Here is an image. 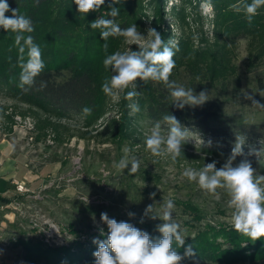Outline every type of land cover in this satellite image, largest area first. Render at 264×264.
Returning <instances> with one entry per match:
<instances>
[{
    "label": "rangeland",
    "instance_id": "374dc122",
    "mask_svg": "<svg viewBox=\"0 0 264 264\" xmlns=\"http://www.w3.org/2000/svg\"><path fill=\"white\" fill-rule=\"evenodd\" d=\"M173 5L178 10H173ZM134 9L136 18L129 26L136 24L146 36L147 30L156 25L152 22V2L141 0ZM164 11L158 24L162 29L166 26L171 29L176 47L170 80L185 88H191L193 81L198 82L202 90L194 92L208 93L209 100L203 105H185L182 110L207 106L217 109L222 105L210 118L211 124L264 122V107L253 105L245 98V94L251 95L264 106V19L253 22L249 34L241 32L240 26L228 27L218 21L216 7L206 0L197 4L165 0ZM119 41L117 51L123 52L129 47L133 51L139 49L138 45L126 44L124 37L120 36ZM111 75L110 67L105 68L96 80L97 107L107 109L96 124L97 131L84 127L82 116L74 114L60 120L56 129H42L31 115L18 114L19 109L0 93V103L8 101L7 112L13 115L11 130H8L10 120L0 118V142L4 139L9 143L10 155L15 158L13 167L22 173L19 177L0 176V195L10 199L8 203H0V264H45L40 257L34 262L26 259L23 246L12 244L19 237L61 246L75 239L72 230L75 228L80 240L100 239V229L104 230L106 225L100 219L103 212L131 224L136 219L162 224V220L150 219L144 212L148 205H153V211L158 213L160 203L167 199L174 201L172 217L180 225L184 238L192 237L207 222L232 226L226 192L217 189L216 194H210L198 183L183 177L182 172L189 167L198 170L214 161L205 151H218L228 158L233 147L216 143L207 132L190 124L183 126L189 135L175 161L171 157L152 155L146 148V136L157 122L161 123L164 135L169 126L130 109L133 126L127 124L125 131L119 133L115 127L124 94L113 98L101 87ZM235 81L238 89L234 87ZM127 100L130 104L136 102L134 97ZM125 148L140 161L139 170L134 174L130 173V165L123 171L114 167L124 156ZM243 151L244 155L237 156L234 164L248 159L264 175V151L261 150L260 156L249 155V149ZM223 164L217 162L216 167L219 169ZM18 183L25 189L18 190ZM128 212L135 216L129 217ZM101 239H106V235ZM184 264L222 263L194 259ZM230 264H264V259Z\"/></svg>",
    "mask_w": 264,
    "mask_h": 264
},
{
    "label": "trees",
    "instance_id": "16d2710c",
    "mask_svg": "<svg viewBox=\"0 0 264 264\" xmlns=\"http://www.w3.org/2000/svg\"><path fill=\"white\" fill-rule=\"evenodd\" d=\"M186 1L197 4L201 0ZM206 1L216 7L218 21L226 23L228 27L240 26L241 32L246 31L251 34L248 29L253 22L264 19V6L258 9L252 22L249 23L243 11L237 12L230 7L238 0ZM7 2L10 9H19L21 14L31 18L34 31L25 35H31L34 43L40 46L45 67L36 78L35 87L27 91L21 89L19 87L21 61L18 46L15 44V34L0 28V93L15 109H19H17L18 114L31 115L42 129L46 127L56 129L60 120L70 118L74 114L82 116L84 127H93L92 130L97 131L96 124L106 114L107 109L97 107L96 80L105 71L104 59L120 49L121 41H119L120 36H110L106 41L101 39V29H93L90 25L101 16L110 18L107 12L110 11L111 0H105L98 11H90L86 15L78 12L73 0H7ZM140 2L141 0H120L119 4L113 5L119 8V15L114 19L122 29L127 28L131 20L136 18L134 7ZM151 2L154 15L152 22L156 24L155 29L162 34L166 42L169 39L173 41L171 29L168 26L162 29L158 24L165 12V0H151ZM247 2L251 3V0ZM172 9L178 10V7L173 5ZM5 15L10 17L12 12L9 11ZM105 43L108 44L107 51L103 47ZM175 49L176 47L173 50ZM24 55L26 60V52ZM42 80L47 82V87L38 90ZM137 81L135 91L139 95L134 98L135 103L139 105L140 116L152 121H163L162 117L169 113L174 115L182 126L193 124L207 132L216 143L234 147L236 136L244 135L246 137L244 150L258 147L264 151V122L241 121L227 125H214L210 123V118L222 109V105H219L217 109L207 106L184 112L173 103L170 90L162 82L142 81L139 78ZM235 83L234 87L238 89V81ZM200 87L198 82H192L191 88L194 90H202ZM120 100V118L115 128L122 133L127 124L133 126L134 117L130 113V103L125 98V94ZM7 102L0 103V118L10 120L8 130H11L13 115L7 112L9 107ZM86 106L92 109L90 115L82 112ZM205 152L211 160L217 162L225 163L227 159L218 151ZM9 201L7 197L0 196V203ZM141 221L142 219H136L133 225L144 228L153 240L160 237L156 224ZM104 228L107 234V225ZM72 230L76 236L67 245L48 246L39 240L20 237L12 244L23 246L24 256L29 262H34L40 257L45 264H94L93 253L97 250V245L89 238L80 240V233L75 228ZM99 236L100 239L104 237L101 234ZM184 239L183 247H179L174 242L173 249L184 256L185 249L188 245H192L195 255L184 257L181 264L189 263L194 259H207L222 264L264 259V238L252 240L236 232L233 226L222 223L214 225L207 222L192 237Z\"/></svg>",
    "mask_w": 264,
    "mask_h": 264
},
{
    "label": "clouds",
    "instance_id": "9594fccd",
    "mask_svg": "<svg viewBox=\"0 0 264 264\" xmlns=\"http://www.w3.org/2000/svg\"><path fill=\"white\" fill-rule=\"evenodd\" d=\"M73 2L78 12L86 15L90 11H98L105 0ZM119 3L120 0H111L110 11L107 12L110 18L101 16L92 22L90 27L100 28V37L105 41L110 36H121L129 46L138 45L139 50L133 51L129 47L126 51H116L106 56L103 64L105 68L110 67L113 75L104 80L102 91L113 98L125 94L126 99H132L139 95L135 91V81L139 78L142 81L162 82L170 90L173 103L178 108L182 109L185 105L201 106L207 102L209 99L206 91L196 94L193 88H185L170 80L175 67L173 59L175 46L170 39L166 42L155 28H149L145 36L138 30L136 24L122 29L115 22L114 18L119 15V8L113 5ZM261 6H264V0H251V3L247 0H238L230 7L237 12L243 11L251 23ZM9 11L12 12L10 17L5 15ZM0 28L15 34V44L18 46L21 61L19 87L25 91L30 90L36 86V78L45 67L40 46L34 43L31 35H25L34 31L33 22L28 16L21 14L19 9H10L7 0H0ZM103 47L107 51L108 44L105 43ZM46 87L47 82L42 80L38 90ZM129 88L133 90L126 91ZM245 98L251 100L253 105L264 107L251 95L245 94ZM129 108L133 113L140 111L137 103L130 104ZM82 112L90 115L92 109L86 106ZM162 119L169 126L167 135L162 133L161 123L157 122L146 136V148L154 156L171 157L175 161L182 152V145L187 141L189 130L172 114H165ZM211 143L209 140L208 145L211 146ZM245 144L246 137L237 135L231 154L219 169L216 167L217 161H212L198 170L186 168L182 176L198 183L202 190L210 194H216L217 189H223L229 197L227 207L231 210L233 229L252 240H258L264 238V175L259 174L248 159L234 164L237 156L244 155ZM129 152L130 150L125 148L124 156L114 163V167L123 171L130 165V173L134 174L139 170L140 161L135 156H130ZM260 152L261 150L250 147L248 154L260 156ZM151 195L154 197L155 193ZM153 208V205H148L144 215L153 220L158 218L163 221L156 226L161 235L155 240L147 231L127 221L117 222L106 212L101 213V222L107 225L108 233L105 234L101 228L100 234L106 235V239H93V243L97 245V250L93 253L94 264H181L184 257L194 256L192 245L185 249L184 256L173 249L174 242L179 247H183L185 243L180 225L172 217L174 201L163 200L158 213H155ZM128 216L134 217L135 213L128 212Z\"/></svg>",
    "mask_w": 264,
    "mask_h": 264
},
{
    "label": "crops",
    "instance_id": "0c3cea01",
    "mask_svg": "<svg viewBox=\"0 0 264 264\" xmlns=\"http://www.w3.org/2000/svg\"><path fill=\"white\" fill-rule=\"evenodd\" d=\"M10 152H11V147L9 143L5 141L4 139L3 140L1 139V142H0V176L4 177L8 175L10 176L16 175L17 177H19L20 174L22 173L20 170L17 171V168L15 169L13 167L15 158L10 155ZM22 176L23 175H21V177Z\"/></svg>",
    "mask_w": 264,
    "mask_h": 264
},
{
    "label": "built area",
    "instance_id": "2783aa9c",
    "mask_svg": "<svg viewBox=\"0 0 264 264\" xmlns=\"http://www.w3.org/2000/svg\"><path fill=\"white\" fill-rule=\"evenodd\" d=\"M17 188H18V190H23V189H25V187H24V185H23L22 183H18V184H17Z\"/></svg>",
    "mask_w": 264,
    "mask_h": 264
}]
</instances>
